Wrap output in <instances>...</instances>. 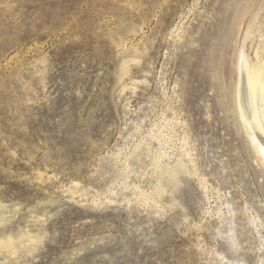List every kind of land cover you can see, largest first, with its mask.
Masks as SVG:
<instances>
[{
  "label": "rangeland",
  "instance_id": "obj_1",
  "mask_svg": "<svg viewBox=\"0 0 264 264\" xmlns=\"http://www.w3.org/2000/svg\"><path fill=\"white\" fill-rule=\"evenodd\" d=\"M241 58L264 0H0V264H264Z\"/></svg>",
  "mask_w": 264,
  "mask_h": 264
},
{
  "label": "bare ground",
  "instance_id": "obj_2",
  "mask_svg": "<svg viewBox=\"0 0 264 264\" xmlns=\"http://www.w3.org/2000/svg\"><path fill=\"white\" fill-rule=\"evenodd\" d=\"M237 102L251 146L264 166V67L252 70L243 58L238 65Z\"/></svg>",
  "mask_w": 264,
  "mask_h": 264
}]
</instances>
